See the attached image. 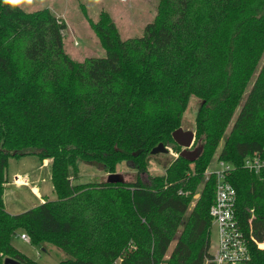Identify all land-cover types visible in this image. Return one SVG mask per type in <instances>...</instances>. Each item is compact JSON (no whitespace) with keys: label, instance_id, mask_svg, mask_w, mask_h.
<instances>
[{"label":"trees","instance_id":"1","mask_svg":"<svg viewBox=\"0 0 264 264\" xmlns=\"http://www.w3.org/2000/svg\"><path fill=\"white\" fill-rule=\"evenodd\" d=\"M158 1L136 39L123 40L102 12L91 26L107 56L79 63L64 51V20L0 0V255L38 264L12 246L21 231L60 249L62 264H205L215 197L205 173L218 155L234 167L247 264H264V168L245 167L264 161V0ZM192 96L202 101L194 162L179 155L149 184H74L79 161L109 175L124 162L147 174L154 148H179L172 134ZM26 156L52 160L57 199L12 215L3 199L9 161Z\"/></svg>","mask_w":264,"mask_h":264},{"label":"rangeland","instance_id":"2","mask_svg":"<svg viewBox=\"0 0 264 264\" xmlns=\"http://www.w3.org/2000/svg\"><path fill=\"white\" fill-rule=\"evenodd\" d=\"M27 13L49 9L51 13L65 21L67 30L63 37V47L65 53L75 62L83 63L91 58H105L107 52L101 45L97 35L92 29L91 22L97 23L102 12L108 13L114 21L120 36L123 40L140 38L145 33L147 25L152 23L158 13V0H32L30 5L18 6ZM260 70V69H259ZM258 70V71H259ZM255 74L253 80L258 75ZM250 91V87L245 93L241 106L245 102ZM202 101L195 96L189 100L187 110L183 117L182 127L185 131L195 132V119L201 107ZM240 112V108L227 130V135ZM199 147V146H198ZM168 154L157 155L149 165L147 174L139 175L129 163H121L117 168V174L124 177L127 182L135 181L138 176L149 184V176L163 175L165 166L172 160L179 157L180 149H174L173 145L167 146ZM218 156V155H217ZM217 156L208 168V171L219 170ZM78 179L75 185L106 182L109 174L99 163H89L79 161L77 163ZM198 198V196H196ZM49 201V200H48ZM53 201V200H52ZM30 202L20 206L19 212L28 211ZM194 203L191 205V209ZM25 209V210H24ZM9 213V212H8ZM16 215V214H12ZM25 232L18 231L12 239V246L23 256L35 261L38 264H62L66 260V255L57 247L49 244L35 246L21 240V235ZM30 238V237H29ZM263 244V243H261ZM218 245V232L216 228H211V253H215ZM264 250V245L262 246ZM116 264H120L118 261Z\"/></svg>","mask_w":264,"mask_h":264},{"label":"built area","instance_id":"3","mask_svg":"<svg viewBox=\"0 0 264 264\" xmlns=\"http://www.w3.org/2000/svg\"><path fill=\"white\" fill-rule=\"evenodd\" d=\"M181 151L183 148H180L179 155ZM217 164L219 170L214 172L207 170L205 173L207 180L212 178L215 181V197L210 209V217L212 227L218 232L216 252L211 253V257L206 260L205 264H247L251 260L249 238L236 214L237 192L228 181V176L234 167L224 161H217ZM245 167L258 173L264 168V161L259 157L247 158ZM15 182L28 184V181L21 177H17ZM20 238L30 243L27 234H22ZM263 245L264 243H259L258 248L262 249ZM7 259L0 255V264H6ZM17 264L21 263L17 261Z\"/></svg>","mask_w":264,"mask_h":264},{"label":"crops","instance_id":"4","mask_svg":"<svg viewBox=\"0 0 264 264\" xmlns=\"http://www.w3.org/2000/svg\"><path fill=\"white\" fill-rule=\"evenodd\" d=\"M52 165V160L41 161L36 156L10 159L3 198L7 212L21 214L26 211L19 212L20 206L23 209L29 202L30 207L27 208H35L48 200L57 199L52 181ZM17 177L26 179L28 184L16 183Z\"/></svg>","mask_w":264,"mask_h":264},{"label":"water","instance_id":"5","mask_svg":"<svg viewBox=\"0 0 264 264\" xmlns=\"http://www.w3.org/2000/svg\"><path fill=\"white\" fill-rule=\"evenodd\" d=\"M172 139L178 147L183 148V151L180 153L181 157L187 159L190 162H194V160L200 155L201 148L193 152L190 151L195 140V133L193 131H185L183 128H179L172 134ZM169 151L170 150L167 149V147H165L163 144H160L151 151V155L157 156L161 154H168ZM106 182L111 185H116L123 184L126 182V180L122 175L116 173L108 175ZM6 264H17V261L8 258L6 260Z\"/></svg>","mask_w":264,"mask_h":264},{"label":"clouds","instance_id":"6","mask_svg":"<svg viewBox=\"0 0 264 264\" xmlns=\"http://www.w3.org/2000/svg\"><path fill=\"white\" fill-rule=\"evenodd\" d=\"M3 3L11 6L12 8H16L18 6L30 5L32 0H3Z\"/></svg>","mask_w":264,"mask_h":264}]
</instances>
